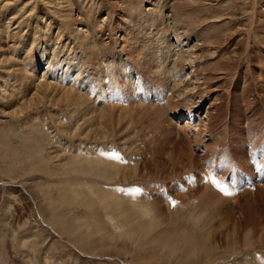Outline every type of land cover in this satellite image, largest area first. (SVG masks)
<instances>
[{
  "label": "bare ground",
  "instance_id": "6f19581e",
  "mask_svg": "<svg viewBox=\"0 0 264 264\" xmlns=\"http://www.w3.org/2000/svg\"><path fill=\"white\" fill-rule=\"evenodd\" d=\"M8 1L0 0V12L3 9H8ZM160 1L42 0L43 10L40 14H37V11H34L35 7H30L33 3L30 0L25 3L29 5V13L33 16L31 22L28 19H18L17 24L12 25L10 20L14 19L15 16L8 17L9 21H7L6 14L8 12L5 10L7 13L5 12L3 18L1 17L3 14L0 13V43H2L1 35H3V38L10 39L12 43H8L7 47H13L11 49L13 52L16 50L17 44H21V47H19L22 53L20 55L21 57H14L10 54V57L5 56L4 58L9 60V62L13 59L12 67L9 69L12 71L13 78V85H11L9 92L11 95L14 94L11 102L13 106L18 105L17 108L20 109L19 111H22L21 105L31 108L42 104L44 100L50 101L48 103L58 99L68 100L70 103L68 105L73 108V112H71L73 115L71 117L75 118L79 115L81 117H78L79 121L83 120V122H89L91 125V127H88L91 129L89 132L86 131L85 135L89 134L95 139L101 137L103 140L106 134L98 133V129L100 128V119H98V116L101 114L103 116V113L100 112L104 111V109L103 107L102 109L98 107L95 109L93 104L84 96V89H81V86L90 87L91 89L88 90H92V93L94 92L95 95L97 94L99 96L103 91H106V86L114 83L112 82L114 74L118 77L120 76V79L122 77L126 79L131 78L133 70H123L125 75L119 70L123 61L131 64L139 61L144 64L145 61L147 63V61L151 60V67H154V72L157 73L154 80L155 91L157 89L156 93L159 96L156 99L160 98L164 101V99L169 98L168 96L171 93L172 96L175 93L176 100H180L176 105L177 107L175 109L173 108L175 112L171 114H173L172 116L177 121L179 119L182 120L181 123H177L178 125H174L182 133L181 137L186 140V151L184 150L185 147L182 148L180 146L182 138L180 139L178 137L180 141L174 147L164 149L161 147L155 151L156 154L152 152L155 155V158L152 155L153 159L148 154V151L147 153L144 150L141 153L139 152L140 155H143V159L140 168H136L138 170L136 175L140 173L136 183L133 182L130 185L124 182L127 180L126 177H131V174L136 170H128L126 174L124 172L122 174L121 172L122 180L116 182L122 185L126 184V186L122 187L121 193L118 192L112 195L108 191L104 190L102 192V188L94 186L95 194L90 196L85 183L76 184L66 179V181L59 182L61 179L58 178L59 176L53 177L50 173L49 176V171H44L42 165H36L38 156L32 155L31 151H29L30 155L26 153H24L26 155H19L17 154V150L12 148L15 153L12 165L10 164V168H5L4 165L6 170H3L0 165V168H2L1 171L5 174L15 170H22L26 175L35 171L40 173L37 180L34 181L33 179L35 183L32 184L33 192L39 200L37 203L38 206L36 205L38 209H36L38 210L40 219L42 217L41 220L44 226L48 229L47 234L51 233L55 236L54 241L58 240L56 237L60 240L63 239L62 235L66 236V239H63L66 241L62 246V252H64L63 257L58 254L61 257L60 259H62L61 264H106V261L102 262L101 260L109 257L118 258V256H126L129 252L132 261L143 264H264V222L248 207L249 205L245 206L239 200L236 206L238 213L241 211L242 215L239 214L237 218L230 212L231 209L228 206L230 202L235 201V192L237 193V190L264 185V0H261V6H259L258 11L255 12L254 9L249 11L250 7L248 8L246 12L248 20L247 17L238 18L234 13H231L228 9L229 4L227 3L229 0H215L214 3L218 2L215 4L209 3L212 0H162V4L159 6ZM26 9L28 10V8ZM73 11H77V14L80 16L79 18L75 16L78 19L70 21L69 17ZM169 12H171V15L175 19H172ZM101 13H104V15L103 20L99 23L98 15ZM45 27L57 39H67V42L63 46L66 49H70L68 52L62 54L59 52V45L57 46L56 44V53L63 58L60 61L54 58V62H64L66 59L65 56L72 55L78 58V63H82L76 65L77 74H79L78 70L83 73L87 69L86 65L88 66L89 72L91 71L90 74L87 72L89 75L80 74L86 76L84 78L81 76L82 79L79 81L78 87L81 91L74 90L75 85L74 87H68V85L66 87L60 86V84H63V81L68 79V76L65 78L66 75L58 79L60 81L58 85L54 80L52 82L50 79L47 80L48 76V78H50V75L55 76L57 73L55 69L62 65L52 66L51 63L53 60L50 59L48 61L44 57L47 54V50H45L46 46L51 45L48 43L42 45L40 43V40L47 42L44 35H41V32H45L43 30ZM94 28L96 32L93 38L90 34ZM194 28L196 29L193 30ZM8 30L12 31V33H8ZM53 30L55 34H52ZM256 30L260 37L255 34ZM244 32L247 35L245 42L240 39L239 35V33ZM171 33L178 38L183 37L182 39H185L183 42L180 41L181 45H185L188 42V33L192 34L193 38L195 37L194 39L197 41L185 50L184 55L178 61L175 59L172 71L167 66L169 57L173 56V49L169 43V40L173 37H169L170 39L167 42V38ZM228 35L237 37H234L229 46L224 47L222 46L221 39L226 38ZM253 35L256 39L251 42L250 37ZM97 41H101L103 44L106 42V45L110 47H103L104 45L102 44H96ZM100 48H103L102 51ZM148 48H150L149 51L146 50ZM1 49L2 52L3 50L4 53L6 52L7 48L4 47V43L2 46L0 45V51ZM144 50L151 53L150 56L148 55L149 60H143L145 55ZM200 51L204 55L203 59L206 60L201 59L198 61L196 59L198 55L196 53ZM134 57L141 59L138 60ZM192 58L195 59L190 61ZM45 60L46 67L48 68L49 65L52 67L50 68L49 66L50 69L45 67L41 76L39 75L40 77L37 78L36 76L35 78L32 73ZM71 61H69L70 65L72 63ZM187 63H198L199 71L194 74L195 78L193 79L195 81L184 85L183 82L186 80L176 81L175 79H182V76L185 77V74H187L186 69L189 68ZM29 65L31 66V70H27ZM149 66L147 64L145 65V67ZM68 68L70 69V67ZM64 69L60 72L59 76L61 74L63 75L64 71L67 70ZM151 70L153 72V69ZM204 73L209 76L203 77L202 75ZM79 76L76 79H79ZM95 77L99 78L95 80ZM73 78L75 80V77ZM73 78L71 79L73 80ZM106 80L107 82H105ZM189 84L194 86V88L189 89ZM224 88L230 91L234 88L240 89L238 103L245 104L240 105L236 102H231L229 99L231 94L226 90L224 92H227V95L223 97L226 101L224 104L216 98L213 100L211 98L212 95L208 96L211 99V101L209 100L210 110L216 111V106H213L214 101L218 102V106H221V104L225 106L226 115L230 113H226V108L230 104H233V108H235L233 110V116H224L220 119L223 132L226 135L222 137L223 142L221 141L219 143L217 135L210 136L206 131L208 111L205 110L203 117L200 116V111L204 103V99L202 98L204 93H208L209 91L215 93L214 91L217 89ZM133 89L131 93H135L136 95L137 91ZM139 89L138 91H140ZM195 89H198L197 96L193 95ZM21 90H24V96H21ZM201 92L204 93L202 94ZM185 96L188 99H185ZM24 98L25 100H23ZM198 99H202V102ZM185 101H191V103L186 105ZM139 106L142 105L140 104ZM164 108L158 105V110L156 109L154 113L161 111V118L166 121L164 117L167 115L164 113L163 117L162 111L165 110ZM13 110L15 111L16 109L14 108ZM68 112L70 111L68 110ZM92 113L96 114L92 116ZM108 113L107 116L110 118ZM148 113H150L149 110ZM145 114L147 113L145 112ZM153 114L151 112V115H148L152 117ZM107 116L105 117L107 118ZM82 117H85V119H82ZM196 117L198 118V122L195 121ZM74 118H70L69 122L70 120L73 121ZM123 118H121V122ZM251 121H255V126H249V122ZM83 122L81 121L80 124H77L81 125ZM133 123L135 124L134 121ZM79 125L72 130L73 136L77 131L76 129L82 127ZM140 125L136 127L138 128ZM60 128L62 130L66 129V131L70 129L65 124ZM87 129L85 128V130ZM66 131L65 133L68 132ZM70 132L68 133L69 135ZM136 132L139 131L137 130ZM81 133L83 134V131ZM186 136L188 137L189 144L187 143ZM175 140L177 139L175 138ZM89 144L87 147H89ZM4 146L6 148V145ZM7 148H10L9 145ZM136 149L135 144L123 147L122 153L127 158V161H129L127 156L130 153H136ZM167 149L170 151L164 152L168 151ZM198 152L201 153L195 154ZM206 153H211L212 157L206 158ZM197 157L199 161L206 159V163L204 165L198 164V162L196 163L198 161ZM14 161L17 163L15 166L13 165ZM94 161L106 167L104 169V176L99 178L98 183L112 186V188L116 187V184L112 180L120 173L119 166L121 164L124 165H122L123 167L128 166L122 161L117 160L115 162L110 160L108 162H99L96 157L83 159L82 165L89 169V165L93 164ZM1 162L3 161L1 160ZM32 163L34 164L32 165ZM192 163L195 164L192 165ZM228 164L230 165L228 166ZM195 165L198 167L193 169L192 166ZM186 166L189 167L186 168ZM58 169L60 168L58 167ZM81 171L82 168H79V172ZM41 175H43L44 180L40 178ZM159 178L168 183L170 181L173 182L175 179V185L173 186H176L177 189L183 192L173 189L168 194L169 199L160 205L155 197L147 193L151 190L147 186L148 183H156ZM192 178L193 180H189ZM210 178L221 181L227 188L229 194H225L214 187L210 182ZM230 180L237 183V186H234ZM72 184L77 188L73 189ZM134 189H139V192L132 191ZM126 195L134 196V199H130ZM35 201L37 202V200ZM78 203L86 206L89 216H83L76 210L75 205ZM98 205L106 206L112 216L129 223L131 230L136 233L131 236V240L128 239L129 244L132 241V248L128 252L123 251L120 246L110 247L109 244L112 245L113 236L109 226L112 229H115V227L109 220L115 221L109 217L110 215L102 214L99 211ZM163 205L165 206V210L162 209ZM39 211L40 213L42 212L43 216L40 215ZM44 218L46 221H43ZM115 223L117 224V222ZM21 235L22 237H17V239L22 240L28 238L32 235L31 229L23 231ZM49 237L51 238V236ZM19 240L18 242L16 241L18 244ZM33 243L35 245L36 242L34 241ZM18 244L17 246H19ZM48 247L49 250L47 249L46 251L51 250V246ZM24 254H21L22 257ZM107 260L111 261V258ZM127 263L131 264L130 262ZM47 264L50 263L47 262Z\"/></svg>",
  "mask_w": 264,
  "mask_h": 264
},
{
  "label": "rangeland",
  "instance_id": "374dc122",
  "mask_svg": "<svg viewBox=\"0 0 264 264\" xmlns=\"http://www.w3.org/2000/svg\"><path fill=\"white\" fill-rule=\"evenodd\" d=\"M9 1H8V3H9L8 9H3V10H1L0 13L3 14V15H1V17L3 18L5 15V12L6 11L8 12V14H6V20L7 21H9L8 17L15 16L14 19L10 20L11 21L10 23L12 25H16L18 19H24V20L28 19L31 22V20L33 19V16L31 13H29L30 7L32 8L34 6L35 7L34 11L36 10L37 14H40V12L43 10L42 0H32L33 3H32V5H30V7L27 3H25V2H29L30 0H19V1L9 0ZM38 1L39 2L41 1L42 3L41 2L39 3ZM214 1L215 0H212V2H209V1L208 2L213 3V4L218 3V2L214 3ZM257 1H259V2H257ZM16 2H18V3H16ZM227 3L229 4L228 9L231 11V13H234V15L238 18L247 17L246 12H247L249 7H250L249 11L254 9V11L256 12L259 10V6H261V0H229ZM161 4H162V0L160 1L159 6H161ZM11 6H14V7H12L14 9H12ZM23 7H24V9H22ZM26 8H28V10ZM103 15H104V13H101L100 15H98V20H100L99 23L101 22V20H103L102 19ZM169 15L172 17V19H175L171 15V12H169ZM75 16H78V18L80 16L77 14V11H73V13L70 15V17H69L70 21L74 20V19L77 20L78 18ZM247 20H248V17H247ZM195 29L196 28H194L193 30H195ZM43 30L45 32L44 33L41 32V35H44V38L47 39V42L45 40H43V42H42L39 39L40 43L42 45L46 44V43L51 44L50 46H46L45 50H47V54H45L44 57L46 59H48V61H50V59L53 60V61L51 60L52 66L53 65H62L64 67V65H66L64 67L65 69L62 66H58L55 69L57 71V73L55 74L56 77L50 75V78H48L49 77L48 76L47 80L50 79L51 82H52V80H54V82H56V84L58 85V84H60V81L58 79L61 78L62 76L66 75L65 78L68 76L67 77L68 79L63 81V84H60V86L66 87L68 85V87H71V86L74 87V85H75L74 90L77 89V91L78 90L81 91L78 87L79 81H80V79H82V77L83 78L86 77V76H82V75H87L88 73L89 74L91 73V71L89 72L88 66L86 65L87 69L85 71H83V73H82V71L78 70L79 74H77V66L76 65H80L82 63H78V60H77L78 58L76 56L74 57L72 55H67V56H65L66 59L64 62H60L61 64L59 62H57V61H60V59H62L63 57L57 55V53H56L57 49H55L56 44H57V46L59 45L58 46L59 52L64 54V53L68 52V50H70L69 48L66 49V47L63 46L64 43L67 42V39H57V37L55 35H51V31L47 30L46 27ZM54 30L52 31V34H55ZM8 31H9L8 33H12V31H10V30H8ZM240 31H242V30H240ZM95 32H96V29L95 28L92 29L90 36L94 38ZM255 34L257 36H259V33L257 34V30H256ZM239 35H240V39H242L243 42H245V39H247V38H245V37H247L246 33L245 32L239 33ZM171 36L173 38L171 40H169L170 41L169 43L171 44V48L173 49V53H172L173 56L169 57V60H168L169 63L167 64V66H168V69L172 71L173 67H174L175 59H177V61H178V59L184 55L185 50H187L191 46V44H193L197 41H196V39H194L195 37L193 38L192 34L188 33V36H189L188 42L185 45H181L180 41L183 42V41H185V39H182L183 37L178 38L174 34L171 33L167 38V42H168V39H170L169 37H171ZM228 36H229V38H228ZM228 36L226 38H223L224 40L221 39V41L223 43L222 46H224V47L229 46L232 43L234 37H237L234 35H232V36L228 35ZM8 38H10V37H8ZM5 39L6 38H3V35H1V42L2 43H0V45L2 46L4 43V47L7 48L5 53H4V50L2 52V49L0 51V88H1L0 89V144H1L0 150L1 149L3 150V151L2 150L0 151V156H1L0 159L3 161V162H1V160H0V165L3 168V170H6L5 168H10L12 165V161H13L14 154H15L12 148L17 150V152H18L17 154H19V155L20 154L23 155L24 153L29 154V151H31L32 155L38 156L37 159L35 158L36 159V165L37 164L42 165L44 171H46V170L49 171L48 174L50 173L53 177L59 176L58 178L59 179L61 178L60 180L58 179L59 182H63V181L68 180L70 182H75L76 184L85 183L90 196H93L95 194L94 186L100 187V188H102V190H101L102 192H104V190H106L112 195V194L118 193V192L121 193L122 187L126 186V184L122 185L120 183H117L120 180H122L121 175H120L121 172H122V174H123V172L126 174V171L128 172V170H131V171L136 170L133 174H131V177H126L127 180L124 181L128 184H130V183L133 184V182L136 183V180L139 178V175H140V173H139V175H136V173L138 172L137 169L140 168V164H141L142 159H143V155L142 154L140 155V153L143 152V150L146 153L148 151V154L151 155V158H152V155L155 158L154 154H156L155 151L157 149H160L161 147H163V149L174 147L176 145V143L180 141L179 138L180 139L182 138L181 137L182 133L180 131H178L177 126H175V125H178L177 124L178 122L181 123L182 120L179 119V121H177L175 119V117L172 116L173 114H171V113L175 112L174 109H175V107H177L176 105L179 103L180 100L179 101L176 100L175 93L173 94V96L171 93L170 96H168L169 98H167L166 100L164 99V101H162L160 98L156 99V97L159 96V94L156 93L157 89L155 91V80H154L157 73L154 72L155 68L151 67L152 66L151 60L147 61V63L145 61L144 64H142L139 61L134 62L133 64L126 62V61H123L122 65L119 67V70L123 73V75H125L123 70H125V69L126 70L127 69L133 70L132 73L130 72L131 78L126 79L125 77H122V79H120V76L118 77L114 74L113 80H112V82H114V83L110 84L109 86H106L105 87L106 91H103L99 96L97 94L95 95L94 92L92 93V90L89 91L91 89L90 87L81 86V89H84V91H83V93H85L84 96L89 100V102L91 104H93L94 108L96 109V107H98V108L102 109V107H103V109H104V111L100 112V113H103V116H101L102 114L100 116H98V119H100V121H99V127L100 128L98 129V133L100 132V134L101 133L106 134V137L104 140L101 137H97L98 139H95L93 136H91L89 134L88 135L86 134L87 136L85 135V132L86 131L89 132V130L91 129V128H88V127H91V125L89 124L88 121H87L88 123H86V121L83 122V120L79 121L78 120L79 115L75 118L71 117V115H73V113H71V112H73V108H71L70 105H68V104H70L68 100L64 101V100L58 99L59 101L58 100L52 101L51 102L52 104L48 103L50 101L44 100L42 104H39L37 106H33L31 108L21 105V108L23 110L19 111L20 109L17 108L18 105L13 106V104L11 103L13 100L14 94H12V95L9 94L10 87H11V85H13V83H12V80H13L12 71L9 70L12 67L13 59H11L9 62V60H6L4 58H5V56L10 57V54H11V56L13 55L14 57L20 56L22 54L21 51L19 50V47H21V44H17V48L13 52L11 50L13 47H9V48L7 47L8 43L9 44L12 43V42H10L11 40L10 39L5 40ZM255 39H256V37H254V35L252 37H250L251 42H253ZM237 40H239V39H237ZM246 42H247V40H246ZM178 43H180V45H178ZM96 44H102V45H104L103 47H110V46L106 45V42H104V44H103V42L97 41ZM71 45H72V43H71ZM102 49H101V51H102ZM146 50L149 51L150 48H148ZM146 50H144L145 55H144L143 60H145V59L149 60V56L151 55V53L146 51ZM34 52H32V53H34ZM32 53H31V55L34 56V54H32ZM196 54H198L196 56V59H198V61L204 58L203 57L204 55H202L203 53L201 51L196 53ZM138 55H141V54H138ZM102 57H104V56H102ZM123 57H125V56H123ZM54 58H56V60H57L56 62H54L55 61ZM134 58L138 59V60L141 59V58H136V57H134ZM74 59H75V61H74ZM194 59L195 58H192L190 61H192ZM71 60H73L74 62ZM203 60H206V59H203ZM69 61H71L73 64L71 63V65H70ZM6 62H8V63H6ZM45 62H46V60L44 62H42V64H39V67H37L35 72L32 73V75L35 78H36V76H37V78L41 76L43 69L47 65V64L45 65ZM138 62H139V64H137ZM62 63H64V64H62ZM146 64L150 65V66L145 67ZM187 64L189 66V68L186 69V72L188 75L185 74V77L182 76V79H180V78L175 79L176 81L186 80L183 82L184 85L188 84L191 81H195L193 79V78H195L194 74L199 71L198 63L197 64L187 63ZM51 65H49L50 68L52 67ZM49 66H48V68L47 67L46 68L50 69ZM68 67H70V69ZM29 69L31 70L30 65H29V67H27V70H29ZM63 69L64 70L67 69V70L64 71L63 75L61 74L59 76L60 72ZM151 69H153V72ZM69 71H70V73H69ZM81 73H82V75H80ZM84 73H86V74H84ZM151 73H153V74H151ZM74 74H76L78 76L80 75L79 79L78 78L76 79V77H78V76H76V75L74 76ZM43 76H44V74H43ZM72 76L75 77L76 83H75V80ZM202 76L204 77V76H209V75L204 73ZM44 77H46V76H44ZM169 77H174V76H169ZM71 78H73L74 81ZM98 78L99 77H95V80H97ZM145 79H147V80H145ZM105 82H107V80ZM132 88H134L137 91L136 95H135V93H131ZM192 88H194V86L189 84V89H192ZM138 89L140 91H138ZM225 90L231 94V97L229 96L230 101L238 103L239 91H240V89H238V88H234L231 91L227 90L225 88L224 89H217L216 91H214L215 93H212L210 91L208 93L201 92L202 94L204 93L203 96L201 95L202 98L204 99V101H203L204 103H203L202 109L200 111L201 112L200 116L203 117V115H205V110L208 111L206 131H207V133H209L210 136L211 135H217L219 143L221 141L223 142L222 137L226 135L223 132V126L220 122V119L223 118L224 116L225 117L226 116H233V110L235 109V108H233L234 107L233 104L232 105L230 104L228 106V108H226V113H228V112H230V113L228 115L225 114V106L222 105L226 102L225 99L223 98L224 96L227 95L226 94L227 92H224ZM146 91H148V92H146ZM197 91H198V89H195V92L193 93L194 96H197ZM140 93H142V94H140ZM5 94H6V96H5ZM18 94L20 95V93H18ZM23 94L25 95V92H24V90H21V96H24ZM210 95H212L211 98H213V100L216 98L222 103L221 106H218L219 105L218 102H216V101L213 102V106H216V111L210 110L209 102L211 101V99H209V97H208ZM119 98H121V100H119ZM21 99H22V97H21ZM130 99H132V100L130 101ZM185 99H188V97L185 96ZM189 99H191V98H189ZM23 100H25V98ZM198 100H200L202 102V99H198ZM191 101H192V99H191ZM191 101H188V102L185 101L186 103L185 102L184 103L186 105H189L191 103ZM184 103H182V104H184ZM15 104H18V103H15ZM140 104L143 107L139 106ZM166 104H167V106H166ZM238 104L244 105L245 103L239 102ZM158 105H159V107H162V108H164L166 106L164 108L165 110H162L163 111V117H164V113L167 115L164 117V119L166 121L162 120L163 118H161L162 117V113H160L161 111L154 113V111H156V109L158 108ZM168 106H171V107H168ZM13 107L16 109L15 111L13 110L14 109ZM107 107H113V108H107ZM155 107H157V108H155ZM105 108H107V109H105ZM68 110L70 112H68ZM148 110L150 113H148ZM108 111H110L112 113H110V112L108 113ZM62 112H65V113H62ZM145 112L147 114H145ZM151 112H152V114L153 113L154 114L152 115V117L151 116L149 117V115H151ZM96 113H98V112H96ZM96 113H92V116ZM107 113L110 116V118H108ZM159 113H160V115L158 116ZM112 114H113V116L111 117ZM118 114H119V117H118ZM125 114H126V116H125ZM105 116H107V118ZM153 116H155V117H153ZM132 117L136 118V119L133 120ZM184 117H186V116H184ZM23 118H25V119H23ZM70 118H74L73 119L74 123L72 120H70V122H69ZM79 118H81V117H79ZM121 118H123L122 122H121ZM82 119H85V117L84 118L82 117ZM192 120H194V119H192ZM75 121H77V122H75ZM81 121L83 123L81 125H79L81 123ZM106 121H107V123H106ZM108 121H110V122L108 123ZM133 121L135 122V124L133 123ZM195 121L198 122L197 117H196ZM136 122H138L137 125L141 124L142 127L140 125V126H138V128H139L138 129L136 127L137 126ZM184 122H185V120H184ZM62 123L67 125L68 128H70L69 131L67 130L68 132L66 131V129L62 130V128H60L63 125ZM70 123H71V125H70ZM77 123H79V124H77ZM254 123H255V121L249 122V126H255ZM152 124H153V126L151 127ZM78 125L82 126V127L77 128L76 129L77 131H76V133H74V136H73L72 130H74L76 127H78ZM156 125H158L160 127H158V126L156 127ZM71 126H72V128H71ZM126 127H127V129H126ZM256 127H258V126H256ZM85 128L86 129L88 128V129L85 130ZM144 129L146 132L144 131ZM137 130L139 132H136ZM65 131L67 133H65ZM82 131H83V134L81 133ZM69 132H70V135L68 134ZM140 132H143V133H140ZM174 132L176 135L173 134ZM167 133L168 134L170 133V134L168 135ZM175 138L177 140H175ZM158 139H160V140H158ZM168 140H169V143H168ZM173 140L175 141V143ZM181 140L182 141H181L180 146L182 148H184L185 146L187 147L186 142H185L186 140L183 138ZM70 141H71V143H70ZM83 142H84V144H83ZM88 143H90L89 147H87ZM128 143H130L132 145L135 144V146L137 148L136 153H130L127 156L129 161H127V158L124 157L123 153H122L123 147L130 145ZM165 143L168 145H166ZM187 143L189 144L188 137H187ZM3 144L6 145V148ZM8 145L11 149L7 148ZM186 147L184 149L185 151H186ZM259 147H260V145H259ZM154 148H156V149H154ZM179 150H177V151H179ZM169 151L170 150L164 151V152H169ZM3 152H5V153H3ZM49 152H50V154H49ZM152 152L154 154H152ZM113 153L117 154L119 158L118 159L110 158L111 154H113ZM199 153H201V152H198L195 154H199ZM26 154H24V155H26ZM181 155H183V153H181ZM2 157H3V159H2ZM90 157L91 158L96 157V159L99 162H108V160L115 162L117 160V161H122L123 163L128 165L127 167H123L124 165L121 164V166L123 165L122 166L123 170H122V167L119 166L120 173L117 174L116 177H114L112 180L116 184V187L112 188V186H108V185H105L102 183H98L99 178H102L104 176V169L106 168L105 166H103L101 164H97L95 161L93 164L89 165L90 166L89 169L85 168V166L82 165L83 159H85V158L91 159ZM184 157H185V155H184ZM209 157H212L211 153H208V154L206 153V158H209ZM198 159L199 158L197 157V160ZM197 162H198V164L204 165L206 163V159H201L200 161L199 160L196 161V163ZM16 164L17 163H15V161H14L13 165L15 166ZM33 164L34 163H32V165ZM194 164L195 163H192V165H194ZM4 165H5V168H4ZM229 165L230 164H228V166ZM57 166L60 169H58ZM188 167L189 166H186V168H188ZM197 167L198 166H196V165L192 166L193 169H195ZM2 168H0V264H47V262H49L50 264H61L62 259H60V258L63 257V254H64V252H62L63 251L62 246L66 242L63 239L64 238L66 239V236L62 235L63 239H60V240L58 237H56L58 240H55V241L56 242L58 241V242L55 245V243H56L54 241L55 236L53 234H51L50 232H49L50 234H47L48 229L44 226V223L41 220L42 217L40 219L39 214L37 212L38 208L36 207V205H37L39 200L36 197L37 195H35L33 192L32 184L35 183L34 181L38 179V177L40 176V173L35 171V172L29 173V175H26L25 172L22 170L21 171L15 170V171H9L10 174L9 173L5 174L4 172L1 171ZM79 168H82L81 172H79ZM54 172H56L57 175H55L56 173H54ZM36 174H38V175H36ZM50 174H49V176H50ZM16 177H17V179H16ZM62 177H64V178H62ZM40 178H42V180H44L43 175H41ZM33 179H34V181H33ZM189 180H193V178L189 179ZM100 181H102V180L100 179ZM230 181L232 182V180H230ZM109 182L112 183L111 181H109ZM2 183H3V185H2ZM115 184H112V185H115ZM173 185H175V179L173 182L170 181V183H168L167 181H164V180L159 178V180L156 183H152V184L150 182L148 183L147 186L150 187L151 190L148 191L147 193L151 194L153 197H155V199L159 202V204L162 205L165 200L169 199L168 194L173 189L176 191H179V192H183L182 190L177 189L176 186H173ZM72 187H73V189L77 188L74 184H72ZM126 196L130 199H134V196H131V195H126ZM235 196H236L235 201L230 202L228 204V206L231 209L230 212H232V214L236 218L239 216V214L242 215L241 211H240V213H238V209L236 206V203L239 200V202L240 203L242 202L243 204H245V206L249 205L248 207L252 211H254L259 216V218L264 222V209H263V207H264V185L247 187V188L241 189L239 191L237 190V193L235 192ZM35 200H37V202ZM34 202H36V203H34ZM75 206H76V210L79 211L83 216H89V213L86 210V206H84L83 204H80V203H78ZM163 206H162V209L165 210L164 209L165 206L164 207ZM81 207L85 210V212ZM98 208H99V211L102 212V214L110 215L109 217L111 219H113L115 222H117V224H116L112 220H109L114 225L115 229H112L109 226V224L107 223L109 228L112 231V236H113L112 245L109 244L110 247H113V246L119 247L120 246L123 249V251L128 252L132 248V241L129 244L128 239L131 240V236L136 234L135 232H133L131 230L130 224L126 223L124 221H121L118 218L112 216V214L109 212V210L106 206L98 205ZM39 213H40V211H39ZM40 215L43 216L42 212L40 213ZM43 221H46L45 218ZM29 229H31V232H32L31 236H29L28 238L22 239V240L17 239V237L18 238L22 237L21 233L23 231L29 230ZM49 236H51V238ZM18 240H19V244L17 243ZM34 241L36 243L37 242L38 243L37 244L35 243V245H34V243H33ZM16 243L19 246H17ZM122 243H124V244H122ZM48 246H51L50 251H46L49 248ZM69 246H71V244H69ZM24 247L27 249H25ZM16 248H18V249H16ZM23 249H25L27 251H25ZM23 251H25V252H23ZM78 252H79V250H78ZM24 253H26V254H24ZM44 253H45V256H44ZM21 254H24L23 257ZM58 254H60L61 257ZM129 254H130V252L126 256H120L119 257L117 255L118 258L109 257V258H104L101 261L102 262L106 261L105 262L106 264H125V263L128 264L127 262H130L131 264H143V263H139L136 261H132ZM111 255H113V254H111ZM25 256H26V258H25ZM110 258H111L112 262L110 260H107ZM112 258H114V259H112ZM21 259H25V260H21Z\"/></svg>",
  "mask_w": 264,
  "mask_h": 264
},
{
  "label": "snow or ice",
  "instance_id": "6c2138e0",
  "mask_svg": "<svg viewBox=\"0 0 264 264\" xmlns=\"http://www.w3.org/2000/svg\"><path fill=\"white\" fill-rule=\"evenodd\" d=\"M111 158L118 159L119 157L117 154L113 153V154H111ZM210 182L213 184L214 187H216L221 192H224L225 194H229L227 191V188L225 187V185L221 181H218L215 178H210ZM132 191L139 192V189H134Z\"/></svg>",
  "mask_w": 264,
  "mask_h": 264
}]
</instances>
